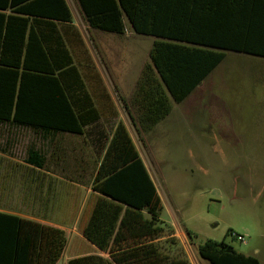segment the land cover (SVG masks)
I'll return each instance as SVG.
<instances>
[{"label":"trees","instance_id":"16d2710c","mask_svg":"<svg viewBox=\"0 0 264 264\" xmlns=\"http://www.w3.org/2000/svg\"><path fill=\"white\" fill-rule=\"evenodd\" d=\"M77 2L93 28L124 34L126 16L134 33L155 37L132 97L144 130L165 118L173 102H182L227 50L264 56L262 36L241 41L224 34L220 18L209 20V13L196 2L192 7L189 0ZM56 21H73L66 0H0V123L27 126L56 143L53 153L63 162L64 177L93 190L78 229L111 252L117 264H191L162 217L160 193L122 121L108 124V131L102 125L101 138L96 139L97 131L94 134L100 162L99 154L79 156L74 149L61 150L67 143L60 136L83 137L88 145L87 130L96 126L92 95ZM25 161L46 169V155L34 146ZM70 162L77 163L76 175L69 172ZM229 234L233 231L221 241L200 244L199 255L211 264H262L227 242ZM188 235L193 241L189 231ZM66 244L64 229L0 210V264H56Z\"/></svg>","mask_w":264,"mask_h":264},{"label":"rangeland","instance_id":"374dc122","mask_svg":"<svg viewBox=\"0 0 264 264\" xmlns=\"http://www.w3.org/2000/svg\"><path fill=\"white\" fill-rule=\"evenodd\" d=\"M69 2L79 19L76 0ZM124 18L130 26L127 17ZM117 41L115 56L118 54L116 64H119L123 60L122 36L118 35ZM130 41L128 47L133 49L127 53V68L136 82L152 37L137 35ZM89 62L94 66V56ZM103 73L106 92L118 98L120 94L114 91L108 72ZM176 108L170 118L176 122L166 121L159 133L147 134L144 140L134 134L160 193L163 219L174 229L184 253L181 237L185 243L190 242L193 250L190 248L189 254L195 264H198L196 257L211 264L195 248L207 240L221 241L228 230L242 235L244 241L229 234L227 242L264 264V58L228 52L201 87L182 102L183 115ZM189 121L196 131L189 132ZM109 129L107 124L105 130ZM87 133L88 146H98L95 127H90ZM60 137L70 147L77 142L75 136ZM55 145L27 126L0 123V210L53 216V221H66L70 225L77 222L78 227L85 208L80 219L73 218L77 215L74 212L88 197L89 185L77 192L58 183L49 188L46 199L43 195L37 200L33 192L36 190L27 181L32 173L36 174L25 161L30 146L46 155V169L59 170L64 166L53 153ZM76 164L71 163V174L78 173L73 169ZM39 201L42 204L47 201V209Z\"/></svg>","mask_w":264,"mask_h":264},{"label":"crops","instance_id":"0c3cea01","mask_svg":"<svg viewBox=\"0 0 264 264\" xmlns=\"http://www.w3.org/2000/svg\"><path fill=\"white\" fill-rule=\"evenodd\" d=\"M66 1L72 12L73 21L72 22L56 21V22L59 31L66 42L68 49L70 50V52L72 53L75 59V62L77 61L78 64L80 65L79 72L83 78L85 89L89 92L90 95H92V104L94 107V114H95V121L93 122L94 125L96 126L95 129L99 133L101 132L103 127L106 126L105 124H111L112 126L115 125L117 122L122 121L126 125L134 141L136 149L149 171L147 163L143 157L141 148L139 147L138 143L135 140L134 134H136V136L139 139L144 140L147 134H150L152 132L159 133V131L163 128V123H165L166 121L175 123L176 121L170 120L171 116L175 111V108L177 107L176 109L177 110L179 109L178 114L180 113L183 115L182 111H180V105L187 97H190L192 93H195L201 87L203 81L207 77L182 102L180 103L173 102L172 109L165 118H163L153 127H151L149 130H144L143 126L140 124V120L138 117V109L136 105L133 104L132 97L136 88L137 81L142 72L143 66L150 60L149 54L152 45L147 48L146 58L142 64V67L139 71V75L136 78V82H135L132 79V76H130L131 75L130 70L127 68L128 65L127 53H130L128 50L133 49V47L131 46L128 47L129 45L128 39H131L130 42H132L133 36L137 37V35H141V34L134 33L131 28V25L128 26L126 22H125L126 32L124 34H118L111 31H105L99 28H93L89 25V23L81 13L77 0L76 2L80 10L79 19H77L74 16L69 0ZM189 1L191 2L190 7H192L193 2H196L195 4L197 5V7H199V9H202L206 13H209V17H206L209 20L214 21V19L220 18L221 21L220 26L223 28V33L227 34L228 36L237 35V37L242 38L241 41H249L251 37L253 38V41H258V37L261 36L264 38V0H194V1L189 0ZM206 25H210V24H206ZM213 25L214 23H212V25L210 26ZM216 26L218 25L216 24ZM86 34H90V37L89 35L87 37ZM118 35L122 36L124 41L123 42L124 46L121 49L122 53H120L123 60L121 59L122 61L120 60L121 62L119 64H116V62H118L117 61L118 54L117 56H115L118 50L117 48ZM263 38L261 39L262 41ZM154 39L155 37H152V44ZM230 51L264 58L263 55L234 51V50H227V53ZM91 56H94L95 59L94 66H91L89 62V58H91ZM103 70L108 72L114 91H116L118 95L120 94L118 98H116L112 93L109 94L108 92H106L107 87L103 85V78H104ZM127 85L128 86L130 85V87H128ZM101 91H103V93H100ZM119 92H125V93L121 94ZM102 125L104 126L102 127ZM188 128L190 129L189 132H194L197 130L196 126L193 125L191 122L188 123ZM86 136L87 134L85 133L84 137ZM95 137L97 139L103 137V135L99 133ZM76 138L77 140H80L76 146L70 147L68 144L67 145L64 144L61 150L74 149L79 156L88 155L91 157L92 155L95 154H99L100 156H102V152H100V150L97 147H95L94 145H89V146L86 145L83 137L81 138L76 137ZM86 150L88 152H86ZM101 158L100 157L98 158L99 162ZM30 167L35 169L33 171L36 174L33 175L32 173L29 180L27 181H29V186L36 190L33 192L37 197V200H40L41 196L43 195L46 199L47 195L50 194L49 188L53 187L55 184L58 183H61L62 185H65L67 187H73L75 190H77V192L87 188L85 184L81 183V181H78L77 179L73 181L64 177L63 175L65 171V169L63 168L64 166H61V169L57 168L59 170L39 169L32 165H30ZM88 191H89V195H88L89 197L93 194V190L89 188ZM88 197H85L82 200V204L80 208L77 210V212L76 210L74 212L77 215L73 216V218L75 217L80 219V216L82 215L81 214L82 210L84 209V206L87 203ZM39 202L42 204L41 201ZM42 205H44V209H47V201L46 204L43 203ZM12 213L20 215L25 218L35 219L45 224H50L56 227H60L65 230L67 235V244L61 258L56 264H59L60 261H63V264H69V262L75 258H86L80 260L78 262L80 264H117L113 260L111 252L100 249L99 247H97L95 244L91 243L89 240H87L84 237V235L77 227V222H75L74 224L72 223V225H70L69 223H66V221H62V222L53 221L52 220L53 216L51 217L48 215H39V214L33 215V214H27L17 211H14ZM177 236L179 238L181 237V235L178 234V232H177ZM181 242L184 247L187 259L191 264H195L189 254L190 248L193 250L192 245L190 244V242L185 243L183 237H181ZM195 249L198 251V247ZM246 255H250V254H246ZM89 256H93V258H89ZM196 261L198 264H205V262L199 260V258L197 259V257H196Z\"/></svg>","mask_w":264,"mask_h":264},{"label":"built area","instance_id":"2783aa9c","mask_svg":"<svg viewBox=\"0 0 264 264\" xmlns=\"http://www.w3.org/2000/svg\"><path fill=\"white\" fill-rule=\"evenodd\" d=\"M232 235H233V237L237 238L238 240L244 241V237H243L242 235L237 234V233H235V232H233Z\"/></svg>","mask_w":264,"mask_h":264}]
</instances>
